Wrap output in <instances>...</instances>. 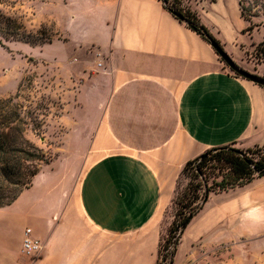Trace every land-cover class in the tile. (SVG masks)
<instances>
[{
    "label": "crops",
    "instance_id": "0c3cea01",
    "mask_svg": "<svg viewBox=\"0 0 264 264\" xmlns=\"http://www.w3.org/2000/svg\"><path fill=\"white\" fill-rule=\"evenodd\" d=\"M37 2L34 17L43 9L61 28L78 25L102 59L67 105L72 149L86 152L89 169L76 184L68 170L48 177L46 167L54 169H41L12 204H23L27 221L17 240L2 242V264H157L187 161L216 146L264 145V86L232 70L160 0ZM197 10L238 65L264 76V23L248 30L240 0H205ZM257 181L264 176L211 192L173 264H216L219 248L251 223L259 228ZM27 227L44 243L35 258L22 251Z\"/></svg>",
    "mask_w": 264,
    "mask_h": 264
},
{
    "label": "rangeland",
    "instance_id": "374dc122",
    "mask_svg": "<svg viewBox=\"0 0 264 264\" xmlns=\"http://www.w3.org/2000/svg\"><path fill=\"white\" fill-rule=\"evenodd\" d=\"M182 1L197 10L205 0ZM39 3L37 0H3L0 5L6 14L20 18L26 30L35 34V37L22 40L2 39L0 97L21 105L22 115L29 123L27 137L52 156L50 162L41 167L49 165L54 169L46 167L47 176L68 170L76 184L85 176L89 162L85 151L72 149V138L67 134L72 124L71 108L67 105L73 101V91L102 59L94 46L83 44L87 38L82 36L78 25L64 21L67 29L61 28L55 21L44 18L43 9L34 17V9ZM240 5L251 22L264 23V0H240ZM249 59L256 60L253 55ZM188 182L189 178H180L175 198ZM254 185L263 187L264 181ZM39 190V186L35 187L26 197L27 202L33 200ZM12 204L0 207V264L4 256L2 242L17 240L27 221L21 212L23 204ZM177 210L178 204L174 201L167 213L168 222L174 220ZM254 227L251 223L246 233L239 238L235 236L227 250L219 248L216 264H264V219L259 228Z\"/></svg>",
    "mask_w": 264,
    "mask_h": 264
},
{
    "label": "trees",
    "instance_id": "16d2710c",
    "mask_svg": "<svg viewBox=\"0 0 264 264\" xmlns=\"http://www.w3.org/2000/svg\"><path fill=\"white\" fill-rule=\"evenodd\" d=\"M160 1L175 18L209 44L216 41L222 46L196 9L185 5L182 0ZM2 3L3 0H0V5ZM241 12L246 18L242 7ZM255 25L251 22L247 29L252 30ZM27 37H35V34L26 30L20 18L6 14L0 7V44L4 45L2 39L22 40ZM258 51L264 56V42L259 45ZM28 125L22 115L21 105L0 97V207L11 205L24 189L31 187L42 164L52 159L47 151L27 137ZM261 176H264V145L247 149L234 145L216 146L188 160L178 184L181 177L189 178V182L183 192H178L174 198L178 210L168 229V236L164 234L161 238L157 264L174 263L185 228L201 211L211 192L244 186Z\"/></svg>",
    "mask_w": 264,
    "mask_h": 264
},
{
    "label": "water",
    "instance_id": "95a60500",
    "mask_svg": "<svg viewBox=\"0 0 264 264\" xmlns=\"http://www.w3.org/2000/svg\"><path fill=\"white\" fill-rule=\"evenodd\" d=\"M211 45L217 50L220 57L224 60V62L236 73L241 76L252 80L262 86H264V76L258 75L256 73L250 72L249 70L243 68L238 65L235 60L225 51V49L219 45L216 41H212ZM178 229V228H177Z\"/></svg>",
    "mask_w": 264,
    "mask_h": 264
},
{
    "label": "built area",
    "instance_id": "2783aa9c",
    "mask_svg": "<svg viewBox=\"0 0 264 264\" xmlns=\"http://www.w3.org/2000/svg\"><path fill=\"white\" fill-rule=\"evenodd\" d=\"M43 249V241L33 234L32 228L27 227L24 232L22 251L27 256L35 258L42 254Z\"/></svg>",
    "mask_w": 264,
    "mask_h": 264
}]
</instances>
